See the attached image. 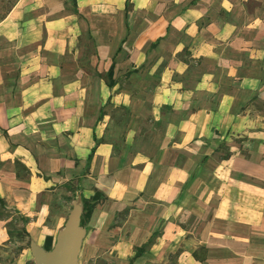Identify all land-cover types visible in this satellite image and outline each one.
I'll return each instance as SVG.
<instances>
[{"label":"crops","instance_id":"1","mask_svg":"<svg viewBox=\"0 0 264 264\" xmlns=\"http://www.w3.org/2000/svg\"><path fill=\"white\" fill-rule=\"evenodd\" d=\"M71 193L90 264H264V0H13L0 264L51 249Z\"/></svg>","mask_w":264,"mask_h":264},{"label":"water","instance_id":"2","mask_svg":"<svg viewBox=\"0 0 264 264\" xmlns=\"http://www.w3.org/2000/svg\"><path fill=\"white\" fill-rule=\"evenodd\" d=\"M83 211V202L74 201L51 249L47 250L36 241L31 240L30 248L34 264H78L83 240L87 235V229L82 225Z\"/></svg>","mask_w":264,"mask_h":264},{"label":"rangeland","instance_id":"3","mask_svg":"<svg viewBox=\"0 0 264 264\" xmlns=\"http://www.w3.org/2000/svg\"><path fill=\"white\" fill-rule=\"evenodd\" d=\"M12 2H13V0H0V16H2L5 13V11L10 7ZM63 199H64L65 204L67 205V210L65 211V213H66L65 220H66L67 217H68L69 212L71 211V209L73 207V202L78 200V196L76 194L71 193V195H69L67 197L64 196ZM85 239H86V236H85V238L83 240V243H84ZM92 262H94V259H92V260L88 259L87 255H86V253H85V251L83 249V244H82V247H81V250H80V253H79L78 264H90Z\"/></svg>","mask_w":264,"mask_h":264},{"label":"trees","instance_id":"4","mask_svg":"<svg viewBox=\"0 0 264 264\" xmlns=\"http://www.w3.org/2000/svg\"><path fill=\"white\" fill-rule=\"evenodd\" d=\"M13 3V2H12ZM12 3H11V5H12ZM10 5V6H11ZM112 74H113V67H111L110 68V70L108 71V77L111 79V77H112ZM113 84V82H112V80H110L109 81V85H112ZM82 202H83V204H84V211H83V215H82V225L83 226H85V224H86V220H87V218L91 215V213H92V205H91V203L89 202V200H87V199H85V198H83L82 197ZM199 249H203V247H201V248H199ZM194 256L196 257V258H199V255H198V252L197 251H194Z\"/></svg>","mask_w":264,"mask_h":264}]
</instances>
